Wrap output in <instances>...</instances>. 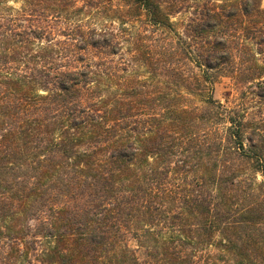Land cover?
<instances>
[{"label":"trees","instance_id":"trees-1","mask_svg":"<svg viewBox=\"0 0 264 264\" xmlns=\"http://www.w3.org/2000/svg\"><path fill=\"white\" fill-rule=\"evenodd\" d=\"M182 1L0 0V264H264L261 10Z\"/></svg>","mask_w":264,"mask_h":264},{"label":"rangeland","instance_id":"rangeland-1","mask_svg":"<svg viewBox=\"0 0 264 264\" xmlns=\"http://www.w3.org/2000/svg\"><path fill=\"white\" fill-rule=\"evenodd\" d=\"M203 2H209L210 4H214V9L216 10H226L230 9L231 6L237 7L242 0H183L181 2L180 9L175 12L171 21L175 24L176 30L183 34L185 29L187 28V24H189L192 20L194 23H197L199 20V8L201 7ZM257 2V3H256ZM248 10L251 9V1L249 2ZM8 5L13 7H18L20 4L8 2ZM259 5V9L261 10V15H256L254 18V25L256 26H264V0H255V5ZM253 14V13H252ZM213 34L208 32L206 37H210ZM212 39V38H211ZM248 45L252 48L253 52H256L257 46H255L252 42L248 41ZM263 56L256 55V58H262ZM219 69V68H218ZM213 79L214 83L212 86V97L215 100L220 101L225 105L232 106L237 102L239 91L242 89L243 84L236 78V74H234L230 69L227 70L225 67L220 68L218 71L209 72Z\"/></svg>","mask_w":264,"mask_h":264}]
</instances>
